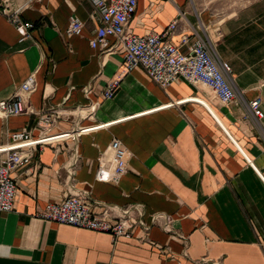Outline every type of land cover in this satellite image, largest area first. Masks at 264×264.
<instances>
[{"label":"crops","instance_id":"obj_1","mask_svg":"<svg viewBox=\"0 0 264 264\" xmlns=\"http://www.w3.org/2000/svg\"><path fill=\"white\" fill-rule=\"evenodd\" d=\"M4 1L11 9L27 3L20 17L34 28L20 42L0 13V101L31 74L36 85L26 112L0 120V146L24 131L33 139L88 131L36 147L11 174L0 264H264V185L252 168L264 175V117L257 122L248 109L259 99L264 114V0H138L128 24L147 36L177 20L170 42L187 37L184 52L202 39L230 69L237 100L229 105L181 79L162 89L140 67L102 100L123 56L113 37L108 50L90 47L99 27L92 0ZM70 17L84 24L81 36L65 34ZM114 139L131 154L117 184L97 178ZM75 194L94 215L128 220L130 237L36 218Z\"/></svg>","mask_w":264,"mask_h":264},{"label":"built area","instance_id":"obj_2","mask_svg":"<svg viewBox=\"0 0 264 264\" xmlns=\"http://www.w3.org/2000/svg\"><path fill=\"white\" fill-rule=\"evenodd\" d=\"M92 3L99 27L95 38L89 41L90 47L101 51L108 50L110 47L107 39L113 37L115 45L120 47L123 56L117 74L101 93L102 100L113 98L122 78L140 67L153 83L162 89L181 79L191 85L206 86L223 105L236 102L237 95L228 79L229 67L216 61L202 39L197 38L187 52L182 50L188 43L187 37H182L178 45L171 44V36L177 28V20L159 34L138 36L128 29L138 0H92ZM26 6L27 3L11 9L7 2L0 0V13L12 24L20 42L29 38V32L34 28L31 22L24 21L20 17L22 9ZM83 29L84 24L78 18L70 17L65 34L81 36ZM35 85V76L31 74L9 99L1 100L0 120L26 112L27 97L35 89ZM96 105L93 104L90 109L94 110ZM248 109L255 121L263 119L264 114L259 99L250 101ZM43 123L47 126L51 124V117H44ZM87 131L83 129L37 139H33L30 133L25 131L11 135L10 142L0 146V213L12 211L16 183L11 178V174L19 167L30 164L36 147L74 139ZM108 152V159L105 152L97 160V178L103 182L117 184L128 170L127 163L131 154L116 139L109 144ZM252 168L264 185V175L256 171L253 166ZM105 214L106 212L102 215L92 214L89 199L83 194H75L68 196L60 204H47L36 214V218L48 223L108 234L114 241L130 237L129 232L133 225L128 220L119 218L112 222Z\"/></svg>","mask_w":264,"mask_h":264}]
</instances>
